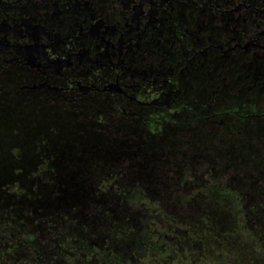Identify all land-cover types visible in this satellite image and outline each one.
Returning <instances> with one entry per match:
<instances>
[{
  "label": "rangeland",
  "instance_id": "374dc122",
  "mask_svg": "<svg viewBox=\"0 0 264 264\" xmlns=\"http://www.w3.org/2000/svg\"><path fill=\"white\" fill-rule=\"evenodd\" d=\"M41 125L0 129V264H264V143L55 113Z\"/></svg>",
  "mask_w": 264,
  "mask_h": 264
},
{
  "label": "flooded vegetation",
  "instance_id": "af4514ba",
  "mask_svg": "<svg viewBox=\"0 0 264 264\" xmlns=\"http://www.w3.org/2000/svg\"><path fill=\"white\" fill-rule=\"evenodd\" d=\"M54 113L264 143V0H0V129Z\"/></svg>",
  "mask_w": 264,
  "mask_h": 264
},
{
  "label": "trees",
  "instance_id": "16d2710c",
  "mask_svg": "<svg viewBox=\"0 0 264 264\" xmlns=\"http://www.w3.org/2000/svg\"><path fill=\"white\" fill-rule=\"evenodd\" d=\"M25 132H26V134H30L31 135V134L36 132V129L35 128H26ZM50 134H51L50 132L45 131V132H41L39 135H41V137L44 136L46 138ZM43 143H44L43 146H49V147H46L45 150H53L54 149V145H53V143L51 141L48 140V141H44ZM45 162H48V161H45V160L43 161V163L41 165L43 167L40 169V171H39L40 173H42V171L47 167L48 163H45ZM36 174H38V173H36ZM13 187H17V185H15Z\"/></svg>",
  "mask_w": 264,
  "mask_h": 264
}]
</instances>
